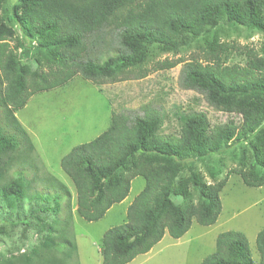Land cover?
I'll return each instance as SVG.
<instances>
[{"label":"trees","instance_id":"1","mask_svg":"<svg viewBox=\"0 0 264 264\" xmlns=\"http://www.w3.org/2000/svg\"><path fill=\"white\" fill-rule=\"evenodd\" d=\"M221 20L264 32V0H0V194L9 205L16 206L24 194L20 175L4 181L13 166L20 165L21 173L25 169L21 140L35 151L15 116L32 95L66 86L77 75L95 84L139 78L143 73L134 71L142 69L152 48L175 52L197 38L202 44L182 65L179 84L201 93L215 109L240 115V124L231 119L211 127L204 112L190 111L178 135H163L160 108L144 104L134 111H112L104 131L60 159L74 184L75 213L86 221L102 218L127 197L132 179L142 176L145 184L128 204L126 221L108 228L99 247L102 264H126L147 253L165 232L178 239L193 219L204 226L217 221L229 174L217 179L220 169L210 157L234 139L247 142L251 160L246 164L242 154L233 172L247 186L264 185V45L260 51L246 49L244 65L226 64L233 46L216 35ZM13 40L15 47L31 49V63L14 53ZM181 61L165 58L155 68ZM197 161H205L212 183L195 170ZM48 174L56 184L53 204L34 190L35 178L27 180L33 182L29 212L45 230L41 247L51 257L69 235L73 210L67 185ZM171 195L181 196L182 203L175 204ZM47 213L58 216L48 222ZM70 244L75 251V243ZM255 245L257 261L243 232L222 231L200 264H264V229ZM4 260L0 264H13Z\"/></svg>","mask_w":264,"mask_h":264},{"label":"rangeland","instance_id":"2","mask_svg":"<svg viewBox=\"0 0 264 264\" xmlns=\"http://www.w3.org/2000/svg\"><path fill=\"white\" fill-rule=\"evenodd\" d=\"M9 1L12 4L16 0ZM216 35L221 42H228L233 46L225 60L230 65H244L247 60L245 50L253 48L260 51L264 45V32L241 24L229 25L224 20L216 28ZM10 44L23 63L32 62L31 49L25 52L20 46L15 47V40L10 41ZM201 44L202 38H197L175 52H162L152 48L142 69L134 71L136 74L143 73L139 78L95 84L77 75L66 86L32 95L26 105L15 112L16 118L32 139L35 151L24 141H19L26 150L22 159L26 167L23 166L25 169L21 173L20 165L13 166L4 180L10 181L15 175H20L24 180V194L16 206L9 205L7 199L0 194V263L10 258L13 264H102L99 247L103 233L126 221V208L143 188L145 180L142 176L133 178L129 193L122 202L114 204L102 218L86 221L74 212V184L62 170L60 159L72 147L91 141L104 131L109 125L112 111H134L144 104L160 108L163 125L159 133L163 135H178L184 117L190 111L204 112L211 127L231 119L235 124H240V115L215 109L201 93L184 89L179 84L182 65L192 61ZM165 58L182 61L169 69H156V63ZM242 154L248 164L251 150L247 142L234 139L231 146L210 157V164L220 169L217 179L229 174L227 183L220 192L222 210L214 224L204 226L193 219L183 236L175 239L165 232L147 253L137 255L126 264H200L205 256L214 251L217 234L226 230L243 232L251 255L257 261L259 254L255 238L257 232L264 229V185L247 186L240 175L233 172L239 166L238 160ZM194 167L207 183L213 182L205 168V161L195 162ZM48 173L55 175L69 187L73 210L69 235L62 237L59 245L57 244L56 253L51 257L41 247L45 230L32 218L35 213L31 215L29 212V207L33 205L29 196L33 192L30 187L33 182L27 180L35 178L34 190L45 193L43 200L53 204L56 192L53 188L56 184ZM188 174L189 171L186 170L182 176ZM170 199L175 204L183 201L179 195H171ZM65 201L66 197L61 201L63 208ZM63 214L60 213L59 216ZM55 216L58 214L53 216L47 213L46 220L50 222ZM70 242L75 243V251L70 247Z\"/></svg>","mask_w":264,"mask_h":264},{"label":"crops","instance_id":"3","mask_svg":"<svg viewBox=\"0 0 264 264\" xmlns=\"http://www.w3.org/2000/svg\"><path fill=\"white\" fill-rule=\"evenodd\" d=\"M35 146V145H34ZM68 187V186H67ZM69 188V187H68ZM75 209H76V205H75V207H74V212H75Z\"/></svg>","mask_w":264,"mask_h":264}]
</instances>
